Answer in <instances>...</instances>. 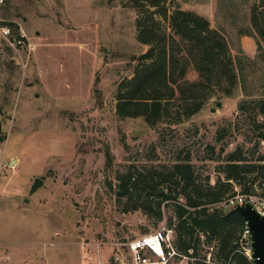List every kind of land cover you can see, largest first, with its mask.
<instances>
[{
    "label": "rangeland",
    "instance_id": "rangeland-1",
    "mask_svg": "<svg viewBox=\"0 0 264 264\" xmlns=\"http://www.w3.org/2000/svg\"><path fill=\"white\" fill-rule=\"evenodd\" d=\"M162 1L169 16L176 6L223 30L233 59L242 48L258 60L254 77L264 76L255 39L239 34L261 0ZM150 2L0 0V264H115L124 243L176 224L175 205H185L181 198L163 203L162 220L156 209L142 211L151 193L146 183L162 185L157 173L190 159L207 188L220 177L214 160L221 149L264 155V143L256 146L249 132L250 116L238 112L241 90L227 96L217 84L219 69L199 71L192 44L180 37L179 68L188 63L185 88L194 86L191 98L203 104L201 111L185 118L192 99L178 92L167 121L155 127L117 115V89L135 76L151 47L137 39L138 20L174 35L163 9ZM129 171L141 179L137 192L121 188ZM37 178L44 185L30 196ZM253 180L251 198L259 204L263 175L256 171ZM234 190L228 197L242 196L240 187ZM154 197L155 208L160 198ZM214 208L227 212L229 205ZM207 245L202 255L208 256Z\"/></svg>",
    "mask_w": 264,
    "mask_h": 264
},
{
    "label": "trees",
    "instance_id": "trees-1",
    "mask_svg": "<svg viewBox=\"0 0 264 264\" xmlns=\"http://www.w3.org/2000/svg\"><path fill=\"white\" fill-rule=\"evenodd\" d=\"M150 1L152 8L163 9L162 17L170 20L174 35L166 32L156 33L155 28L145 27V24L138 20L137 39L141 44L151 47L139 58L143 65L136 71L135 76L119 85L116 95L117 115L121 119L142 117L150 127H155L167 121V107L177 98L178 92L182 94L184 101L192 99L194 86L187 90V83L184 81L189 65L186 62L179 68V52L174 50L179 48L175 43L176 38L180 37L192 44V51L199 57L196 66L199 71L207 70L212 75L213 70L219 69L217 84L225 86L224 93L227 96H232L235 89L241 90L244 98L238 104V112L250 116L252 126L249 132L253 134L256 146L264 143V76L254 77L255 69L258 68L257 58L255 60L248 57L240 48L233 59L223 30L213 29L210 22L202 16L176 6L169 16L170 9L162 8V0ZM251 9L249 28L239 34L255 39L260 61L264 63V0ZM181 82L184 85L181 86ZM185 90L190 94L184 93ZM186 104L184 116L187 119L200 112L203 106L201 102L193 99L191 103ZM230 128L232 129V126ZM211 148L212 151L215 150V147ZM226 152L221 149L220 156L214 160L220 163L217 167L220 177L213 185L208 180L207 188L199 180L190 159L178 161L164 173H157L162 185L155 187L149 182L146 183L151 193L147 195L141 209L145 214L156 209L158 220H162V204L170 200L177 202L181 198L185 205H175L176 224L168 226L174 231V243L178 251L184 255H189L192 251L193 257L206 260L207 255H202V245L213 247L212 244L215 243V251L212 253L214 262L251 264L248 258L239 252V242L247 227L246 221L239 215L225 217L226 212L214 207L224 202L228 204L231 199L228 195L233 197L236 194L234 185L240 187L242 196L248 199L255 194V182L249 180L256 171L264 178V155L251 159L240 148L225 154ZM107 157L111 164L110 154ZM119 180L123 184L121 188L128 193L137 192L141 183L135 171H129ZM155 194L160 198V202L154 208L152 200ZM201 238H204V241ZM198 264L205 263L200 261Z\"/></svg>",
    "mask_w": 264,
    "mask_h": 264
},
{
    "label": "built area",
    "instance_id": "built-area-1",
    "mask_svg": "<svg viewBox=\"0 0 264 264\" xmlns=\"http://www.w3.org/2000/svg\"><path fill=\"white\" fill-rule=\"evenodd\" d=\"M254 203L258 209L264 213V201L256 204L252 198L245 196L232 198L228 205L243 204L245 202ZM259 205V206H258ZM174 231L166 225L161 224L158 230L132 239L124 243L113 255L115 264H198L200 261L205 264H217L212 260L214 246L208 247L209 254L206 260L193 257L191 251L189 255H184L175 246ZM239 252L243 253L251 264H255L251 257V241L248 227L239 242ZM227 264H231L228 262Z\"/></svg>",
    "mask_w": 264,
    "mask_h": 264
},
{
    "label": "water",
    "instance_id": "water-1",
    "mask_svg": "<svg viewBox=\"0 0 264 264\" xmlns=\"http://www.w3.org/2000/svg\"><path fill=\"white\" fill-rule=\"evenodd\" d=\"M43 185V178L35 179L29 195H34ZM233 215H239L246 221L250 233L251 257L254 263L264 264V213L254 203L248 201L229 206L225 217Z\"/></svg>",
    "mask_w": 264,
    "mask_h": 264
}]
</instances>
